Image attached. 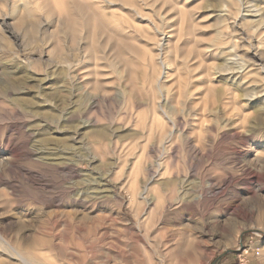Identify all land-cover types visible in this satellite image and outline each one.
Segmentation results:
<instances>
[{"label":"rangeland","instance_id":"rangeland-1","mask_svg":"<svg viewBox=\"0 0 264 264\" xmlns=\"http://www.w3.org/2000/svg\"><path fill=\"white\" fill-rule=\"evenodd\" d=\"M173 1L0 0V264H264V25Z\"/></svg>","mask_w":264,"mask_h":264},{"label":"bare ground","instance_id":"bare-ground-1","mask_svg":"<svg viewBox=\"0 0 264 264\" xmlns=\"http://www.w3.org/2000/svg\"><path fill=\"white\" fill-rule=\"evenodd\" d=\"M171 1H173V0H171ZM169 2L170 1L165 2L163 5H161V8L166 7ZM171 3H172L171 4L172 6L170 5L171 9L175 10L176 5L179 2L173 1ZM186 3H187V0L184 1V4H186ZM253 3L254 2L252 0H226L225 2H223V4H221L219 6L220 10H221V12H219L221 15L219 20L225 19L227 21H230V19H234L233 21H237L238 17L241 16V13L245 12V14L242 15V17H244L245 19H247V17H250V19H248L249 21L257 22V24L254 25V26H256V28H263L264 16L260 15L259 9L254 8L255 4H253ZM211 4H212V2H211ZM262 4H263V9H264V0H263ZM256 17H259V18L257 20L253 19ZM255 30H257V29H255ZM166 35H168V34L166 33ZM30 41H31V39H30ZM224 44L225 43L220 40V35L217 34L213 38L212 44L210 46H207L206 48L204 47L203 49H201V55L203 56L206 52L211 51V55H214V57L216 59H218L222 54H225V61L226 62L233 60V57L236 59V54H237L236 48H232L231 47L232 45L224 48L223 47ZM199 63H200L199 67L205 65L204 67H206V73L204 74L202 80L200 82L199 81L195 82L193 84L194 88L189 91V96H193V100H192L193 104H195L196 102L202 103L205 101V99L210 95V92L213 89V87L216 85L215 82H217V81L215 80L214 74H216V73L219 74L221 71L220 67L218 66L216 61H214L210 64V63H205V61L202 59V60H200ZM168 69L169 68L165 64L164 68L161 70L160 74H164L167 76L169 74ZM260 78L262 79V81H264V73H263V76L260 75ZM196 115H198V114H196ZM163 135H165V133ZM252 176H253V178L258 177L254 173L252 174ZM172 191L175 192L174 186L172 188ZM32 261H33L32 262L33 264L37 263L36 258H33ZM29 264H31V263H29ZM162 264H164V263H162Z\"/></svg>","mask_w":264,"mask_h":264},{"label":"water","instance_id":"water-1","mask_svg":"<svg viewBox=\"0 0 264 264\" xmlns=\"http://www.w3.org/2000/svg\"><path fill=\"white\" fill-rule=\"evenodd\" d=\"M213 264H215V262Z\"/></svg>","mask_w":264,"mask_h":264}]
</instances>
